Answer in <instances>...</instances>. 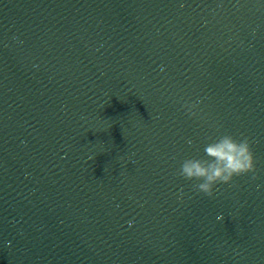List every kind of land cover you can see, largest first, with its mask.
Returning a JSON list of instances; mask_svg holds the SVG:
<instances>
[{
	"label": "water",
	"instance_id": "water-1",
	"mask_svg": "<svg viewBox=\"0 0 264 264\" xmlns=\"http://www.w3.org/2000/svg\"><path fill=\"white\" fill-rule=\"evenodd\" d=\"M0 264H264V0H0Z\"/></svg>",
	"mask_w": 264,
	"mask_h": 264
},
{
	"label": "clouds",
	"instance_id": "clouds-1",
	"mask_svg": "<svg viewBox=\"0 0 264 264\" xmlns=\"http://www.w3.org/2000/svg\"><path fill=\"white\" fill-rule=\"evenodd\" d=\"M199 104V100L185 102L182 107L190 118H197ZM252 144L249 137L236 138L230 133L216 138L209 137V143L204 147L206 158L184 159L176 175L188 181H196L192 185L193 190L213 198L216 186L232 184L234 177L251 173L253 180L258 179Z\"/></svg>",
	"mask_w": 264,
	"mask_h": 264
}]
</instances>
